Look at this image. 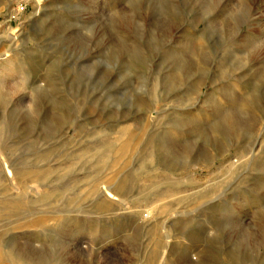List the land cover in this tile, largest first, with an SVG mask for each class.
<instances>
[{
    "label": "rangeland",
    "instance_id": "obj_1",
    "mask_svg": "<svg viewBox=\"0 0 264 264\" xmlns=\"http://www.w3.org/2000/svg\"><path fill=\"white\" fill-rule=\"evenodd\" d=\"M0 264H264V0H0Z\"/></svg>",
    "mask_w": 264,
    "mask_h": 264
},
{
    "label": "bare ground",
    "instance_id": "obj_2",
    "mask_svg": "<svg viewBox=\"0 0 264 264\" xmlns=\"http://www.w3.org/2000/svg\"><path fill=\"white\" fill-rule=\"evenodd\" d=\"M39 2H41V0H37V4ZM224 118H226V120L232 121L233 123H238V121H239L238 118L234 115H227L226 114Z\"/></svg>",
    "mask_w": 264,
    "mask_h": 264
}]
</instances>
